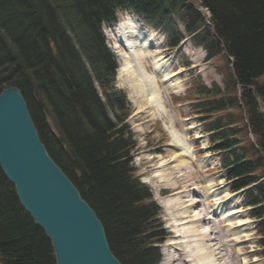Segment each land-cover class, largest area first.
<instances>
[{
    "label": "trees",
    "instance_id": "16d2710c",
    "mask_svg": "<svg viewBox=\"0 0 264 264\" xmlns=\"http://www.w3.org/2000/svg\"><path fill=\"white\" fill-rule=\"evenodd\" d=\"M198 1L221 44L185 0H0V89L19 88L48 154L94 209L122 264H158L155 243L165 233L130 164L136 143L124 124L128 105L100 32L116 11L129 9L167 30L171 46L179 41L178 17L210 55L224 50L232 58L223 91L196 82L188 97L199 120L209 121L215 149L227 154L221 165L232 190L255 183L246 204L256 206L253 216L264 215V112L257 99L264 107V0ZM258 231L264 246V227ZM0 264H55L49 239L1 169Z\"/></svg>",
    "mask_w": 264,
    "mask_h": 264
},
{
    "label": "rangeland",
    "instance_id": "374dc122",
    "mask_svg": "<svg viewBox=\"0 0 264 264\" xmlns=\"http://www.w3.org/2000/svg\"><path fill=\"white\" fill-rule=\"evenodd\" d=\"M187 3L189 6L199 9L208 15V12L199 8L195 1L188 0ZM130 17L131 16L124 14H118L117 23L124 22L127 20L126 18L130 19ZM174 20L183 39L179 46L173 50L168 49L167 37L163 32L152 29L151 26L145 23L139 21L137 23L141 26V31L145 32L147 36L150 37V41L153 44L151 49H149V58L147 56L145 60H143L144 64L148 66L151 65L150 61H147V58L149 60L159 59L162 68H166V71L169 72L168 75H172L168 80L170 81L169 84L175 83V85L178 86L177 90L172 88L165 89V87H163L165 86L163 82L161 86L158 83L160 94V101H158V104H160L162 108L160 110V116L158 112H155V109H151L150 112H145L147 110L145 104L146 100L143 103L144 105L142 104L143 109L139 108L138 104L142 103V101L140 100V102H138L139 100L134 97V93L129 85L127 69H123L124 62L122 63L116 56L118 68L115 86L117 90L124 93L127 101L128 108H126L125 111L128 110V114L126 115L124 124L131 132L132 140L136 143L135 149L131 155L130 164L135 168L137 174H139V179L145 181V184L149 186L155 203L161 208L159 217L164 222L163 228H166L168 232H170L172 227L174 228L175 222L173 221H175V218L180 217V209L182 206L187 205L188 201H193L195 197H200L203 201V205L199 204L201 202H197L195 206H192L194 212L196 211L201 215L202 212L206 211L207 206L204 203L202 192L205 190L206 193V190H208L205 185L208 182L207 179H210L211 187L219 193L218 195L220 198L218 201L234 205L238 212L233 215V217H239V219L245 221L244 224L237 225L236 220H233L232 226H235L233 228L231 227L230 231L232 234L229 236L222 237L221 235L230 233L228 230L230 226L226 227L221 224L220 232H213V237H217V246L219 244L218 248H220V250L218 249L220 256L218 254L217 261L223 264H263L264 257L261 256L262 248L259 246L260 238L256 232L259 221L250 216L249 208L243 206L242 195L240 193H232L229 190V183L224 178V170L220 165V160L224 157V152L218 154L213 151V147L208 141V134L203 131L206 124L198 122L197 115L193 113L194 102L188 100V95L198 80H201L208 86L215 82L222 87L224 79L217 73L211 62H204L205 51L202 47L193 45L192 41L188 39L179 19L176 18ZM102 33L106 34H104L105 39L107 44L114 50L113 52L118 54L119 49L118 47L116 48V46H119V44L115 34L118 33V31L115 29V25L102 28ZM146 69L151 73L149 67ZM140 72L141 71L137 70L139 76L142 74V72ZM198 76L199 79L197 78ZM143 79L145 80L144 77ZM110 113L111 116H114V110H111ZM112 119H115V117H112ZM169 128H174L188 144L190 152H193L192 156L189 153V158H186L188 160L187 167L180 168L181 171L176 168L175 161H172L174 157L171 158L172 153L179 152V149L172 145L170 146L172 137L170 136ZM249 135V133L246 134L247 137ZM248 139L252 141L251 138ZM163 158L170 161L165 166L166 173H163V175L167 174V176L159 181L155 176V171H157L159 162L163 160ZM195 158H204L200 166L196 165L197 161ZM172 182L176 183V187L171 186ZM192 187L196 188L193 192H190L189 190ZM178 190L179 192L181 191L179 195H183L182 200L180 199V202L183 203L180 205H174L177 203H173V205H171L172 207L169 209L165 203L167 200L176 197L178 194H175V192ZM185 200H187V202ZM213 201L215 200L209 201V204ZM185 220L188 219L185 218ZM202 223L205 227L208 226V224ZM172 230L174 231V229ZM181 246L179 247L182 248V250H176L175 252V255H177L176 260L168 264H196L195 260L188 257L189 252L186 251V248ZM166 248L167 246L162 245L161 253L166 252ZM173 252L172 254L174 255ZM168 253L169 251L164 253L165 255L162 260L165 256H168L166 255Z\"/></svg>",
    "mask_w": 264,
    "mask_h": 264
},
{
    "label": "water",
    "instance_id": "95a60500",
    "mask_svg": "<svg viewBox=\"0 0 264 264\" xmlns=\"http://www.w3.org/2000/svg\"><path fill=\"white\" fill-rule=\"evenodd\" d=\"M0 169L49 239L55 264H122L94 209L48 154L16 86L0 89Z\"/></svg>",
    "mask_w": 264,
    "mask_h": 264
},
{
    "label": "bare ground",
    "instance_id": "6f19581e",
    "mask_svg": "<svg viewBox=\"0 0 264 264\" xmlns=\"http://www.w3.org/2000/svg\"><path fill=\"white\" fill-rule=\"evenodd\" d=\"M115 26V29L118 31L119 38L122 42L121 53L119 57L122 63L124 62L123 69H127V73L129 75L128 81L130 88L134 93V97L139 100H137L138 102H140V100L142 101V103L138 104L139 108H142V104L146 100L145 104L147 110L145 112H150L151 109H155V112H158L160 116V110L162 108L160 107V104H158V101H160L158 80L160 81V83L163 82L165 84V86L163 87H166V89L172 88L177 90L178 86H176L175 83L169 84L170 81L168 80L172 75H168L169 72L166 71L167 69L162 68V64L160 63L161 61L159 62V59L151 60V73L147 71L143 60H145L147 55H150L149 49H151L153 44L150 41V37L147 36L145 32L143 33L141 31V27L137 23H134V21H124ZM131 61H134V63L131 64ZM137 70L142 72L141 76H143L145 80L143 79V77L137 74ZM168 130L170 132V136L172 137L170 146L172 145L175 148L179 149V152L172 153L171 158L174 157L172 161H175L176 168L180 170V168L187 167L188 160L186 158H189V153L192 156L193 152H190L188 144L182 139V136L174 128H169ZM203 160L204 158L196 159V165L200 166ZM169 161L170 160H166L163 158V160L159 162V167H156L157 171H155V176L159 179V181L167 176V174L163 175V173L165 172V166ZM207 181L208 182L205 186L208 190H206V193L205 190L204 192L201 191L203 194V200L205 201L204 203L207 206V208L205 206L206 211L202 212V214L199 215L198 212H194V209H192V206H195L197 202H201L199 204L203 205V201L200 197H195L193 201L190 200L191 202L188 201L187 205L182 206V208L180 209V217L175 218V221H173L175 222L173 229L174 231H177V234H175V236H173V239L167 243L168 246L171 247L174 245V255L171 251H169V253L166 254L168 256H165V258L162 260L163 264L172 263L174 260H176L177 255H175V252L176 250H182V248L179 247L182 244V246L186 248V251L189 252L188 257H190L192 260H195L196 264H223L217 261L220 248H218L219 244L217 246V237H213V232H220L221 224L226 227L230 226L228 228V230L230 231L231 227L233 228L235 226H232L233 220H236L237 225H242L245 223V221H242L241 219H239V217H233V215L238 212L235 209L234 205H232L231 203L218 201V199L220 198V196L218 195L219 193L213 187H211V180L207 179ZM175 184L176 183L172 182L171 186L174 187ZM195 188L196 187H192L189 191L193 192ZM180 192L178 190L177 192H175V194H178L176 195V197L166 201L165 205L169 209L172 207L171 205H173V203H177L174 205H180L181 203H183L180 202V199L182 200L183 197L182 194L179 195ZM211 200L215 201L209 204V201ZM185 201L187 202V200ZM184 217L188 220H185ZM202 222L208 224V226L205 227ZM231 234L232 232L230 231V233H225L221 236L225 237Z\"/></svg>",
    "mask_w": 264,
    "mask_h": 264
}]
</instances>
